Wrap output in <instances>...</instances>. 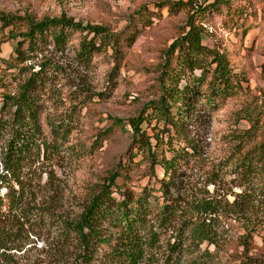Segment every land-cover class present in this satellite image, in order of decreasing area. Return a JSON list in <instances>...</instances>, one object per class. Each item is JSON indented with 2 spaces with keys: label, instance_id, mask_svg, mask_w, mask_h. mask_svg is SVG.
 I'll use <instances>...</instances> for the list:
<instances>
[{
  "label": "trees",
  "instance_id": "obj_1",
  "mask_svg": "<svg viewBox=\"0 0 264 264\" xmlns=\"http://www.w3.org/2000/svg\"><path fill=\"white\" fill-rule=\"evenodd\" d=\"M222 2L229 4L216 0L211 8ZM195 19L192 14L185 32L168 45L155 98L135 117L112 120L110 127L129 134L127 162L115 167L75 221L63 222L62 236L76 247L71 264H264L260 120L243 115L239 122L248 128L231 134L239 153L211 163L201 176L195 174L204 161L193 134L203 121L201 112L210 113L241 89L224 54L203 45L204 29ZM0 32L13 47L7 61L0 58V73L15 70L16 76H10L18 80L15 91L7 92L5 76L0 78V190H5L7 213L19 222L29 217L32 206L29 169L40 157L58 153L69 139L75 113L74 107L56 112L65 106L53 86L58 68L43 53L65 51L70 36L79 33L72 60L88 68L93 54L115 51L119 37L107 27L64 14L37 19L0 13ZM141 164L146 167L143 175L154 182L135 192L128 186L129 175Z\"/></svg>",
  "mask_w": 264,
  "mask_h": 264
},
{
  "label": "rangeland",
  "instance_id": "obj_2",
  "mask_svg": "<svg viewBox=\"0 0 264 264\" xmlns=\"http://www.w3.org/2000/svg\"><path fill=\"white\" fill-rule=\"evenodd\" d=\"M228 1L213 9L216 0H0V13L37 19L64 14L83 24L107 27L119 37L116 50L93 54L88 68L72 60L79 33L70 36L65 51L43 53V59L58 68L53 86L65 106H58L56 112L74 107L75 113L69 139L58 153L40 157L28 171L29 217L18 222L8 214L5 190H0V264L74 261L76 247L62 236L63 222L75 221L115 167L127 162L129 134L110 127L112 120L135 117L155 98L164 53L185 32L192 14L204 29L203 45L224 54L241 87L210 113L201 112L203 121L193 134L204 161L195 174L201 176L211 163L239 153L232 135L248 128L245 121L239 122L243 115L256 117L264 126V0ZM12 50V43L0 32V58L7 61ZM10 74L16 76L15 70L0 73V78L5 76L2 80L9 85L5 90L14 92L18 80L13 82ZM41 122L48 134L45 120ZM145 169L141 164L129 175L128 186L135 192L154 182L143 175ZM155 176L161 179L159 169ZM255 243L262 247L259 238Z\"/></svg>",
  "mask_w": 264,
  "mask_h": 264
}]
</instances>
